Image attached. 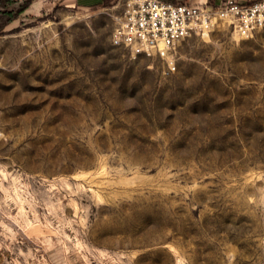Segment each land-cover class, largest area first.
<instances>
[{
	"label": "rangeland",
	"instance_id": "obj_1",
	"mask_svg": "<svg viewBox=\"0 0 264 264\" xmlns=\"http://www.w3.org/2000/svg\"><path fill=\"white\" fill-rule=\"evenodd\" d=\"M0 9V264H264V30L175 70L113 34L126 0Z\"/></svg>",
	"mask_w": 264,
	"mask_h": 264
},
{
	"label": "built area",
	"instance_id": "obj_2",
	"mask_svg": "<svg viewBox=\"0 0 264 264\" xmlns=\"http://www.w3.org/2000/svg\"><path fill=\"white\" fill-rule=\"evenodd\" d=\"M227 26L242 38L264 30V0L243 4L237 0L221 2H170L166 0H126L113 34L115 44L134 55L145 54L163 60L169 70L176 69L177 49L193 35H209ZM5 137L0 128V140Z\"/></svg>",
	"mask_w": 264,
	"mask_h": 264
},
{
	"label": "trees",
	"instance_id": "obj_3",
	"mask_svg": "<svg viewBox=\"0 0 264 264\" xmlns=\"http://www.w3.org/2000/svg\"><path fill=\"white\" fill-rule=\"evenodd\" d=\"M12 0H0V9L3 8V7H6L8 4H10ZM33 2V0H25L24 3L19 7V9L17 10L15 16L12 18V19H15L17 18L20 13H22L25 9H27L31 3ZM105 2H109L108 0H103L102 3H105ZM5 25L4 24H1L0 25V35L4 29Z\"/></svg>",
	"mask_w": 264,
	"mask_h": 264
},
{
	"label": "crops",
	"instance_id": "obj_4",
	"mask_svg": "<svg viewBox=\"0 0 264 264\" xmlns=\"http://www.w3.org/2000/svg\"><path fill=\"white\" fill-rule=\"evenodd\" d=\"M76 3H82V4H88V3H85V2H82V1H78V0H72ZM103 0H98V3L102 2ZM166 1H170V2H177V1H181V2H188V3H198V2H207V1H210V2H221L223 0H166ZM238 2L240 3H243V4H248V3H251L252 1L254 0H237Z\"/></svg>",
	"mask_w": 264,
	"mask_h": 264
},
{
	"label": "bare ground",
	"instance_id": "obj_5",
	"mask_svg": "<svg viewBox=\"0 0 264 264\" xmlns=\"http://www.w3.org/2000/svg\"><path fill=\"white\" fill-rule=\"evenodd\" d=\"M205 36H207V35H205ZM234 36L240 37V36H238L237 34H234ZM240 38H242V37H240Z\"/></svg>",
	"mask_w": 264,
	"mask_h": 264
}]
</instances>
